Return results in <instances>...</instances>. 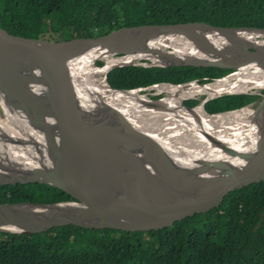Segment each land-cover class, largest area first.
<instances>
[{
	"label": "water",
	"instance_id": "obj_1",
	"mask_svg": "<svg viewBox=\"0 0 264 264\" xmlns=\"http://www.w3.org/2000/svg\"><path fill=\"white\" fill-rule=\"evenodd\" d=\"M128 66L228 70L232 73L199 86L237 74L258 95L264 90L257 87L259 81L264 84V29L201 22L141 25L56 42L19 37L0 27V156L6 158L0 186L42 184L73 199L0 204L1 233L34 235L64 226L154 233L218 208L229 193L264 182V95L255 107L259 118L245 133L205 130L183 120L197 142L150 139L119 95L137 91L157 104L166 97L139 92L193 82L112 88L108 74ZM247 90L206 94L197 107L204 110L211 99ZM250 106L204 112L212 119ZM18 206L46 213L36 218Z\"/></svg>",
	"mask_w": 264,
	"mask_h": 264
},
{
	"label": "trees",
	"instance_id": "obj_2",
	"mask_svg": "<svg viewBox=\"0 0 264 264\" xmlns=\"http://www.w3.org/2000/svg\"><path fill=\"white\" fill-rule=\"evenodd\" d=\"M193 22L264 29V0H0V27L27 39L68 41L132 26ZM230 72L128 66L112 70L107 78L114 89L134 90L192 81L204 84ZM261 98L221 96L209 100L202 112L237 110ZM202 99L184 105L192 108ZM72 200L42 184L0 186V204ZM0 264H264V182L229 193L218 208L154 233L76 226L34 235L0 232Z\"/></svg>",
	"mask_w": 264,
	"mask_h": 264
},
{
	"label": "bare ground",
	"instance_id": "obj_3",
	"mask_svg": "<svg viewBox=\"0 0 264 264\" xmlns=\"http://www.w3.org/2000/svg\"><path fill=\"white\" fill-rule=\"evenodd\" d=\"M253 82V81H252ZM255 82V80H254ZM102 84V83H100ZM259 88L264 86L262 82H257ZM248 89V81H245L240 75H233L216 84L189 90L185 88H175L169 86L157 87L159 92H165L168 95L160 103L153 104L147 99L139 96L137 91L120 94L118 101L121 105L136 118L137 127H141L143 133L150 139H161L172 137L173 140L193 141L197 142V135L190 138V127L185 122L196 121L200 123L205 130L215 128L220 131L224 128H237L241 133L249 131L250 122L259 118L258 108L253 106L244 108L240 111L228 112L217 117L208 118L202 112V107L194 110H188L183 107V99L191 94H207L208 96L217 95L229 91H245ZM258 112V113H257ZM187 120V121H183ZM231 134L226 133L225 137ZM1 161L5 163L6 158L0 156ZM16 210L24 213H31L32 217L40 218L46 211L44 208L18 206Z\"/></svg>",
	"mask_w": 264,
	"mask_h": 264
},
{
	"label": "built area",
	"instance_id": "obj_4",
	"mask_svg": "<svg viewBox=\"0 0 264 264\" xmlns=\"http://www.w3.org/2000/svg\"><path fill=\"white\" fill-rule=\"evenodd\" d=\"M193 83L192 84H189L190 86L188 87L189 88V90H193V89H196V88H201L200 86H199V84H201V83H199V82H197V81H192ZM212 82V81H211ZM189 83V82H188ZM205 84V83H204ZM160 85V84H159ZM181 85V84H180ZM154 86H156V85H154ZM248 86H250V85H248ZM153 87V86H152ZM151 87V88H152ZM169 87H174V86H169ZM175 88H180V87H175ZM148 91H150V92H154V93H151V94H156V95H160L161 93H164L165 94V92H159L158 90H156V89H151V90H148ZM250 93L253 91V92H255L256 91V89H254V88H251L250 90ZM262 91H264V90H262ZM262 91L258 94V96H261V97H263V93H262ZM195 96H203V99L205 98V96H206V94H191V95H189L188 97H186L184 100H183V102L184 101H186V100H189V99H193ZM203 99H202V101H203ZM201 101V102H202Z\"/></svg>",
	"mask_w": 264,
	"mask_h": 264
},
{
	"label": "rangeland",
	"instance_id": "obj_5",
	"mask_svg": "<svg viewBox=\"0 0 264 264\" xmlns=\"http://www.w3.org/2000/svg\"><path fill=\"white\" fill-rule=\"evenodd\" d=\"M247 91L250 92L249 90H247ZM139 93H140V94H147L149 97H150V96H155V95H156V94H154V95L151 94V93H154V92H150V91H142V92H139ZM161 94H162L164 97H167L168 95L170 96V94H167V93H165V94H164V93H161ZM161 94H160V95H161ZM160 97H162V96H160ZM202 97H203V96H198L197 99H200V98H202Z\"/></svg>",
	"mask_w": 264,
	"mask_h": 264
},
{
	"label": "flooded vegetation",
	"instance_id": "obj_6",
	"mask_svg": "<svg viewBox=\"0 0 264 264\" xmlns=\"http://www.w3.org/2000/svg\"><path fill=\"white\" fill-rule=\"evenodd\" d=\"M230 73H232V71L230 72ZM230 73H228V74H230ZM228 74H226V75H228ZM248 94H252V93H250V92H248ZM241 95H245V94H241ZM252 95H255V94H252ZM163 98H164V96H162ZM162 97H160V98H162ZM197 97L198 96H195L193 99H197ZM150 98H152L151 96H150ZM153 99V98H152ZM156 99H159V98H156ZM190 100V99H189ZM187 101V100H186ZM185 102V101H184ZM184 102H183V104H184ZM260 101L258 100V101H256V102H254V103H252V105H253V107L255 108L257 105H258V103H259ZM195 107H197V106H195ZM189 108V107H188ZM193 108V107H192Z\"/></svg>",
	"mask_w": 264,
	"mask_h": 264
}]
</instances>
